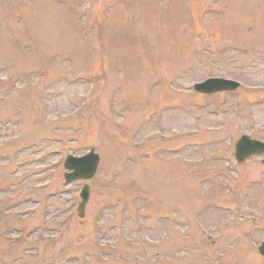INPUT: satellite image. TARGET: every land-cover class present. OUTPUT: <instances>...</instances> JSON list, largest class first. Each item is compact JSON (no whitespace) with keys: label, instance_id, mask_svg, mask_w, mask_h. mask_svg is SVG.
<instances>
[{"label":"rangeland","instance_id":"1","mask_svg":"<svg viewBox=\"0 0 264 264\" xmlns=\"http://www.w3.org/2000/svg\"><path fill=\"white\" fill-rule=\"evenodd\" d=\"M211 76L254 90L193 95ZM250 127L264 133V0H0V264H264L260 157L226 170ZM89 149L79 218L62 163Z\"/></svg>","mask_w":264,"mask_h":264},{"label":"water","instance_id":"2","mask_svg":"<svg viewBox=\"0 0 264 264\" xmlns=\"http://www.w3.org/2000/svg\"><path fill=\"white\" fill-rule=\"evenodd\" d=\"M198 90H200V91H202V92H203V91L205 92V90H201V89H198ZM95 165H96V161H93V162L90 164L89 171H88V175L86 174V175H85V178H88V177H90V176L93 175L94 170H95ZM83 201H84V202H83V204L81 205V208H80V216L82 215V209H83V205H84V203L86 202V199L84 198Z\"/></svg>","mask_w":264,"mask_h":264}]
</instances>
